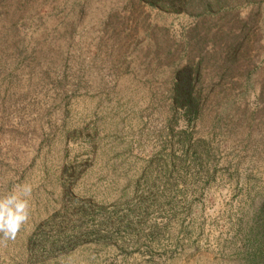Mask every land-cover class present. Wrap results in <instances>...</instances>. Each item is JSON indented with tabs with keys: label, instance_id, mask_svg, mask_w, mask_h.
Listing matches in <instances>:
<instances>
[{
	"label": "rangeland",
	"instance_id": "rangeland-1",
	"mask_svg": "<svg viewBox=\"0 0 264 264\" xmlns=\"http://www.w3.org/2000/svg\"><path fill=\"white\" fill-rule=\"evenodd\" d=\"M0 264H264V0H0Z\"/></svg>",
	"mask_w": 264,
	"mask_h": 264
}]
</instances>
